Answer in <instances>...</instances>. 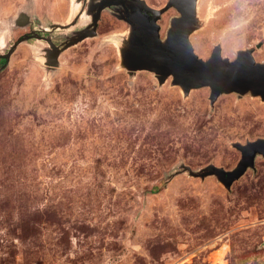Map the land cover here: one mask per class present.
Segmentation results:
<instances>
[{"label":"rangeland","instance_id":"1","mask_svg":"<svg viewBox=\"0 0 264 264\" xmlns=\"http://www.w3.org/2000/svg\"><path fill=\"white\" fill-rule=\"evenodd\" d=\"M73 1L0 0V54L26 39L0 61V264H264V157L231 191L215 176L171 179L181 165L234 169L232 144L264 138V101L232 93L212 108L209 88L186 97L172 79L132 78L129 25L109 11L47 67L39 25L14 19L67 23ZM178 15L159 22L163 38ZM199 17L200 57L256 47L264 62V0H200Z\"/></svg>","mask_w":264,"mask_h":264},{"label":"water","instance_id":"2","mask_svg":"<svg viewBox=\"0 0 264 264\" xmlns=\"http://www.w3.org/2000/svg\"><path fill=\"white\" fill-rule=\"evenodd\" d=\"M199 2L169 0L166 7L156 9L146 0H74L67 23L43 25L39 18H31L25 11H20L13 25L23 27L36 22L39 28L33 29V37L45 43L39 50L41 57L47 67L58 69L61 66L60 57L66 50L98 36L102 14L109 11L129 25L128 33L119 36V49L121 67L132 78L138 71L145 70L154 73L161 85L172 79V86L180 87L186 97L192 90L209 88L212 108L220 96L232 93L239 96L250 94L264 101V62L256 60V47L237 50L234 59L223 55L222 46H217L209 59L200 57L196 52L191 37L205 25L199 17ZM171 8H175L179 15L171 19L170 28L163 38L159 21ZM148 12L155 14L152 22ZM25 40L23 38L14 45L9 54H0V58L9 63L11 55ZM263 45L264 42H260L257 48ZM232 145L242 153V159L234 169L225 170L210 164L194 170L181 165L171 179L180 174L203 180L215 176L231 191L235 181L250 168H256L257 158L264 157V138Z\"/></svg>","mask_w":264,"mask_h":264},{"label":"flooded vegetation","instance_id":"3","mask_svg":"<svg viewBox=\"0 0 264 264\" xmlns=\"http://www.w3.org/2000/svg\"><path fill=\"white\" fill-rule=\"evenodd\" d=\"M168 3H169V1L166 2V3H165L164 5H162V6H154V5H150V6H152L153 8H156V9H161V8L166 7V6L168 5ZM171 9H173V8H171ZM171 9H169L165 14H163V17H162V19H161L159 22H161V21L164 19V16H165V15H168V13L170 12ZM147 15H148V18H149L150 22H152V20L155 18V14H154L153 12H148ZM38 33L41 34L40 32H38ZM31 34H32V33H31ZM21 36L23 37V34H22ZM21 36H20V37H21ZM22 37H21V38H22ZM19 39H20V38H19ZM0 61H1V62H4L5 59H0Z\"/></svg>","mask_w":264,"mask_h":264},{"label":"bare ground","instance_id":"4","mask_svg":"<svg viewBox=\"0 0 264 264\" xmlns=\"http://www.w3.org/2000/svg\"><path fill=\"white\" fill-rule=\"evenodd\" d=\"M199 49V48H198ZM199 52V51H198ZM226 246V245H225ZM220 255V254H219ZM222 262V261H221ZM220 263V262H219Z\"/></svg>","mask_w":264,"mask_h":264}]
</instances>
